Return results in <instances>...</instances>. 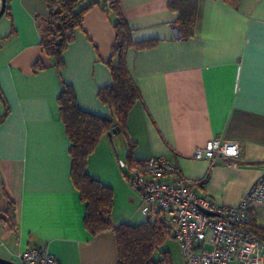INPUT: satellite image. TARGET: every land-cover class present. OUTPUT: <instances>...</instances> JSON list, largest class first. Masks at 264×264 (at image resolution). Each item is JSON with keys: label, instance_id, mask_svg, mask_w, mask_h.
I'll return each mask as SVG.
<instances>
[{"label": "crops", "instance_id": "obj_1", "mask_svg": "<svg viewBox=\"0 0 264 264\" xmlns=\"http://www.w3.org/2000/svg\"><path fill=\"white\" fill-rule=\"evenodd\" d=\"M168 1L91 5L58 69L41 45L40 25L49 13L44 0H6L10 17H0V257L19 262L21 252L37 246L47 247L59 264H117L114 231L91 235L84 226L85 203L71 178L58 104L66 83L80 109L112 117L97 97L112 83L111 3L133 42L154 43L127 50L125 65L140 100L129 109L125 130L103 134L87 158L86 173L112 190L110 221L137 225L156 217L140 212L139 194L119 159L164 156L199 182V195L228 206L264 173V0H198L187 39L175 36L178 14ZM212 138L239 143L237 166L193 157ZM250 212L253 223L264 226V204ZM165 244L161 250L172 257Z\"/></svg>", "mask_w": 264, "mask_h": 264}, {"label": "trees", "instance_id": "obj_2", "mask_svg": "<svg viewBox=\"0 0 264 264\" xmlns=\"http://www.w3.org/2000/svg\"><path fill=\"white\" fill-rule=\"evenodd\" d=\"M44 0L48 16L40 25L41 45L45 53L53 59V64L63 67L62 54L73 40V32L81 25L85 11L93 4H105L101 0ZM236 3L238 0H227ZM198 0H169L168 7L178 16L174 27L180 39L193 35ZM115 41L113 53L107 65L111 70L112 83L98 89L99 101L110 107L112 117L106 118L82 110L78 107L74 92L63 83L58 96L59 112L65 133L69 139L71 156V178L85 203L84 226L91 235L111 229L117 243V264H173L170 252L161 250L169 239H174L171 230L157 216L137 225L121 223L113 225L110 221L112 211V190L86 171L87 158L96 147L100 137L114 127L125 130L129 109L140 100V92L131 78L126 65L125 55L129 48H144L154 41L133 42L130 29L111 3ZM4 14L10 17L8 7ZM2 117L0 118V120ZM250 230L264 240V226H257L252 219ZM175 240V239H174ZM176 241V240H175ZM177 242V241H176Z\"/></svg>", "mask_w": 264, "mask_h": 264}, {"label": "built area", "instance_id": "obj_3", "mask_svg": "<svg viewBox=\"0 0 264 264\" xmlns=\"http://www.w3.org/2000/svg\"><path fill=\"white\" fill-rule=\"evenodd\" d=\"M174 33L179 34L176 28ZM240 146L235 141L212 138L195 149L193 157L237 166ZM127 169V181L139 194L140 212L155 215L170 228L184 264H264V240L249 228L251 208L264 204V173L235 205H221L199 195L179 167L164 156L140 162L117 160ZM205 179L201 180L204 182ZM19 264H59L47 247H29L19 254Z\"/></svg>", "mask_w": 264, "mask_h": 264}, {"label": "rangeland", "instance_id": "obj_4", "mask_svg": "<svg viewBox=\"0 0 264 264\" xmlns=\"http://www.w3.org/2000/svg\"><path fill=\"white\" fill-rule=\"evenodd\" d=\"M113 225H115L113 222H111ZM167 247L170 248L172 252V262L174 264H184V260L182 257V254L180 252V247H178L173 239H169L166 241L165 244ZM179 248V249H178Z\"/></svg>", "mask_w": 264, "mask_h": 264}, {"label": "water", "instance_id": "obj_5", "mask_svg": "<svg viewBox=\"0 0 264 264\" xmlns=\"http://www.w3.org/2000/svg\"><path fill=\"white\" fill-rule=\"evenodd\" d=\"M5 8H6V0H1L0 17L4 14ZM115 130L117 131L119 130V128H116ZM0 264H19V263L0 257Z\"/></svg>", "mask_w": 264, "mask_h": 264}]
</instances>
